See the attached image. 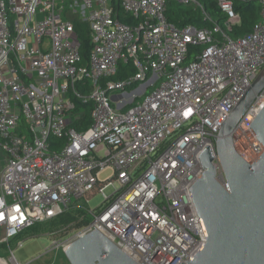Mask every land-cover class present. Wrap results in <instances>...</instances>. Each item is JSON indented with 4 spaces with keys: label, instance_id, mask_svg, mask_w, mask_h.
<instances>
[{
    "label": "built area",
    "instance_id": "built-area-1",
    "mask_svg": "<svg viewBox=\"0 0 264 264\" xmlns=\"http://www.w3.org/2000/svg\"><path fill=\"white\" fill-rule=\"evenodd\" d=\"M168 1L0 0V244L11 254L2 264H20L10 242L23 231L97 193L102 205L85 206L90 224L54 247L97 230L137 264H188L207 243L190 189L209 146L230 192L216 141L264 71V0H253L261 21L238 39L228 35L241 25L234 0H217L224 27L203 29L170 23ZM171 1L212 21L200 0ZM73 17L90 28L87 65ZM130 62L137 73L114 81ZM80 101L93 105L83 132L71 126ZM263 108L264 88L234 133L249 164L264 153L250 128Z\"/></svg>",
    "mask_w": 264,
    "mask_h": 264
},
{
    "label": "water",
    "instance_id": "water-1",
    "mask_svg": "<svg viewBox=\"0 0 264 264\" xmlns=\"http://www.w3.org/2000/svg\"><path fill=\"white\" fill-rule=\"evenodd\" d=\"M263 88L264 71L234 109L216 141L230 192L217 180L212 149L208 146L199 156L203 174L190 193L207 243L188 264H264V153L249 164L234 144L238 124ZM250 128L264 149V108ZM63 251L70 264H137L97 230Z\"/></svg>",
    "mask_w": 264,
    "mask_h": 264
},
{
    "label": "trees",
    "instance_id": "trees-1",
    "mask_svg": "<svg viewBox=\"0 0 264 264\" xmlns=\"http://www.w3.org/2000/svg\"><path fill=\"white\" fill-rule=\"evenodd\" d=\"M200 3L205 8V11L210 15L212 21L205 19L203 12L198 6H181L171 0L168 1L167 4L166 18L177 28H183L188 25H192L199 29L212 28L216 23L224 27L227 16L218 6L217 0H200ZM234 5L235 10L241 16V25L235 27L232 31H229L228 35L232 39H238L252 32L255 25L261 21V6L258 2L253 0H234ZM119 18L124 24L129 26L135 23L131 17L124 13H120ZM72 21L74 23L77 40L80 45V54L83 58V63L87 65L89 63V57L92 50L89 25L78 20L76 17H73ZM201 50L202 48L200 47L191 48L187 63L193 62L195 60V55L201 52ZM136 73L137 70L131 62L127 65L121 64L119 73L113 78V80L124 81ZM90 91L91 86L90 88L88 87V91H86V93H89ZM83 92L85 91L83 90ZM92 108V103H83L81 101L77 103L76 112L81 114L82 117L79 121L72 123L71 126L75 130L83 132L91 126ZM58 143L63 145V141H58ZM91 220L92 219L89 216L85 205H83L81 201H75L61 216L49 222L35 224L33 227L23 231L14 240L21 241L24 234L34 237L47 233H53L61 229H65L68 233L72 230H78L87 226L90 224ZM12 241L10 242V246H12ZM0 248L7 249V245L0 244Z\"/></svg>",
    "mask_w": 264,
    "mask_h": 264
},
{
    "label": "rangeland",
    "instance_id": "rangeland-1",
    "mask_svg": "<svg viewBox=\"0 0 264 264\" xmlns=\"http://www.w3.org/2000/svg\"><path fill=\"white\" fill-rule=\"evenodd\" d=\"M2 165H0V168ZM112 175L111 170L105 171L101 178L106 180ZM81 203L88 208L97 209L104 202L102 195L97 193L92 198L82 199ZM71 232L65 231V229L57 230L53 233H47L40 236H27L24 234L23 239L12 241L13 250H16L15 256L20 264H70L67 259L63 249L61 247H54L52 243L54 241H65L70 237ZM3 237V230H0V240ZM22 243V247H19V244ZM0 257L4 258L7 261H10L11 254L7 249L0 248Z\"/></svg>",
    "mask_w": 264,
    "mask_h": 264
},
{
    "label": "bare ground",
    "instance_id": "bare-ground-1",
    "mask_svg": "<svg viewBox=\"0 0 264 264\" xmlns=\"http://www.w3.org/2000/svg\"><path fill=\"white\" fill-rule=\"evenodd\" d=\"M0 264H2V262H0Z\"/></svg>",
    "mask_w": 264,
    "mask_h": 264
}]
</instances>
